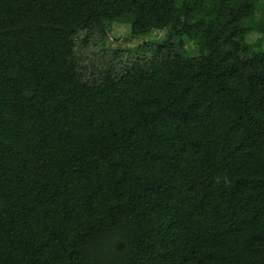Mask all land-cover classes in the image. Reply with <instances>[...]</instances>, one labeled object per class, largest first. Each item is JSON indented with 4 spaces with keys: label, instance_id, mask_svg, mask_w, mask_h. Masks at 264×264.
Returning <instances> with one entry per match:
<instances>
[{
    "label": "trees",
    "instance_id": "1",
    "mask_svg": "<svg viewBox=\"0 0 264 264\" xmlns=\"http://www.w3.org/2000/svg\"><path fill=\"white\" fill-rule=\"evenodd\" d=\"M0 264H264V0H0Z\"/></svg>",
    "mask_w": 264,
    "mask_h": 264
},
{
    "label": "rangeland",
    "instance_id": "2",
    "mask_svg": "<svg viewBox=\"0 0 264 264\" xmlns=\"http://www.w3.org/2000/svg\"><path fill=\"white\" fill-rule=\"evenodd\" d=\"M108 31H109V35L112 37V39H115V40L119 39L116 42H121V44L123 42L124 47H129V48L134 47L136 45L137 41L140 42L141 40H144V39L145 40L159 41L160 39H162L163 33H164L163 32L164 30H160V31L159 30H153L152 33L137 39V41H134V40L131 41V40H127V39H121V36L129 33L128 26L114 25V26H110ZM258 35L259 34L252 33L248 36V40L252 41ZM112 39H111V41H112ZM115 44L116 43H114L113 46H116Z\"/></svg>",
    "mask_w": 264,
    "mask_h": 264
}]
</instances>
